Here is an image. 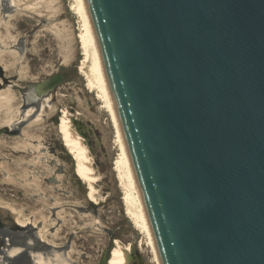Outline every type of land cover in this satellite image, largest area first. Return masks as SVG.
Masks as SVG:
<instances>
[{"label":"water","instance_id":"water-1","mask_svg":"<svg viewBox=\"0 0 264 264\" xmlns=\"http://www.w3.org/2000/svg\"><path fill=\"white\" fill-rule=\"evenodd\" d=\"M85 1L161 263L264 264V0Z\"/></svg>","mask_w":264,"mask_h":264},{"label":"rangeland","instance_id":"rangeland-1","mask_svg":"<svg viewBox=\"0 0 264 264\" xmlns=\"http://www.w3.org/2000/svg\"><path fill=\"white\" fill-rule=\"evenodd\" d=\"M84 34L75 0H0V264L57 254L99 264L105 252L109 261L115 256L117 241L130 264H159L144 224L129 211L113 116L79 70ZM59 73L64 81L41 100V119L7 125L37 107L41 96L31 86ZM65 111L94 158L98 202L68 147Z\"/></svg>","mask_w":264,"mask_h":264},{"label":"bare ground","instance_id":"bare-ground-1","mask_svg":"<svg viewBox=\"0 0 264 264\" xmlns=\"http://www.w3.org/2000/svg\"><path fill=\"white\" fill-rule=\"evenodd\" d=\"M78 13L82 17L85 34L82 37L83 41V50L85 52V58L82 61V64L79 67L80 72L87 78V81L92 88H96L101 92L104 101L107 104V107L110 113L113 116L115 127L118 131L119 143L122 148V157L117 163V168L120 172L122 182L125 187L128 189L129 194L127 195V203L129 206V211L135 214L138 219L144 224L152 245L154 247L156 258L159 264L161 263L155 238L150 226V222L147 216L145 209L144 201L137 183L136 175L134 172L133 164L131 157L128 151V147L124 138V134L121 128L119 121V116L117 109L113 100L112 92L109 86L108 77L106 74L105 65L103 63V58L101 55L100 47L98 44L97 36L93 27V23L86 5L85 0H75ZM14 85L8 84L5 85L6 89L9 91L13 88ZM37 90V89H36ZM41 96L40 94H38ZM46 100H49V98ZM34 106V107H32ZM35 105H28L26 109L21 111V119L18 121L9 120L7 125L12 128L16 127L23 121H28L30 118L34 119L31 123L38 122L42 117V109ZM42 107V108H41ZM51 108H53L51 106ZM36 109V110H35ZM36 111V112H35ZM35 112L34 116L32 113ZM38 112V113H37ZM37 116V117H36ZM43 120V119H42ZM63 133L66 137L68 147L71 149L75 156L77 163V171L81 178L86 181L89 185V197L96 202H98V190L97 182L99 177L96 173L94 167V158L90 152V149L85 141V139L77 132L71 119L69 118L68 111L64 112V121H63ZM125 246L120 242H116V254L109 261V264H130L128 251L124 248ZM55 251V250H54ZM56 252V251H55ZM62 254H57L56 260L46 259L43 255L39 257V263L37 264H71L69 261L63 259ZM37 262V261H36ZM36 264V263H35Z\"/></svg>","mask_w":264,"mask_h":264}]
</instances>
